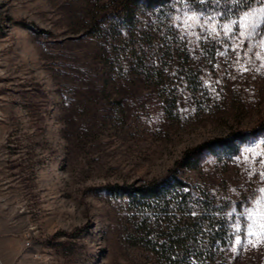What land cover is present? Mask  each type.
<instances>
[{"label":"rangeland","instance_id":"obj_1","mask_svg":"<svg viewBox=\"0 0 264 264\" xmlns=\"http://www.w3.org/2000/svg\"><path fill=\"white\" fill-rule=\"evenodd\" d=\"M119 3L0 0V264H157L118 189L239 134L250 139L234 158L205 155L179 172L245 199L243 236L218 263L264 264V5L236 29L184 17L204 84L194 95L99 37V12ZM215 39V59L201 55V40Z\"/></svg>","mask_w":264,"mask_h":264},{"label":"trees","instance_id":"obj_2","mask_svg":"<svg viewBox=\"0 0 264 264\" xmlns=\"http://www.w3.org/2000/svg\"><path fill=\"white\" fill-rule=\"evenodd\" d=\"M119 5L109 14L99 12L95 20L99 37L120 42L113 51L131 57L136 70L144 73L151 68L159 77L168 72L196 95L202 93L204 84L201 70L191 65V45L181 35L179 25L184 24V17L192 14L220 27L231 23L226 28L236 29L241 17L264 5V0H120ZM219 38L224 40L223 35ZM201 41L200 54L215 59L218 40ZM249 139L239 134L205 143L195 155L187 153L164 178L138 188L118 189L137 218L140 242L156 256L157 264H219L218 258L243 236L247 223L244 197L233 200L227 192L188 183L179 169H192L205 155L232 159Z\"/></svg>","mask_w":264,"mask_h":264},{"label":"built area","instance_id":"obj_3","mask_svg":"<svg viewBox=\"0 0 264 264\" xmlns=\"http://www.w3.org/2000/svg\"><path fill=\"white\" fill-rule=\"evenodd\" d=\"M4 30V29H3ZM6 30V29H5Z\"/></svg>","mask_w":264,"mask_h":264}]
</instances>
